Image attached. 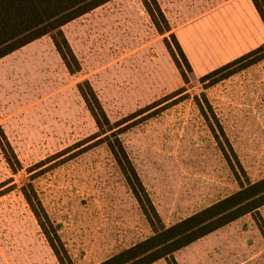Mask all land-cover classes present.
Masks as SVG:
<instances>
[{"label":"rangeland","instance_id":"rangeland-1","mask_svg":"<svg viewBox=\"0 0 264 264\" xmlns=\"http://www.w3.org/2000/svg\"><path fill=\"white\" fill-rule=\"evenodd\" d=\"M62 30L75 73L49 35L0 58V126L21 164L11 171L0 152V264H59L21 194L25 182L73 264H96L152 233L95 137L77 90L85 80L111 122L137 112L119 124L120 138L166 226L236 191L232 166L250 181L264 176V59L214 82L183 64L185 81L165 46L180 58L170 32L157 31L141 0H109ZM259 213L264 220V205ZM173 255L177 264H264V233L247 213Z\"/></svg>","mask_w":264,"mask_h":264},{"label":"trees","instance_id":"trees-1","mask_svg":"<svg viewBox=\"0 0 264 264\" xmlns=\"http://www.w3.org/2000/svg\"><path fill=\"white\" fill-rule=\"evenodd\" d=\"M107 1L109 0H0V58L43 35H49L67 71L69 73L79 71L80 62L65 37L62 26ZM141 2L157 31L168 32L169 24L157 0H141ZM252 2L264 24V0H252ZM169 37L180 58L176 56L167 38L164 39L165 46L186 81L182 65L184 64L189 71H192L191 66L174 35L170 33ZM262 59H264V42L203 74L200 80L212 78L214 82L223 79ZM77 90L97 127L95 137H99V140L106 144L152 230L151 235L96 264H151L161 258H164L168 264H177L173 255L175 251L247 213L253 215L260 231L264 233V220L259 213V208L264 205V176L250 181L240 165L239 168L243 174H239L232 166L234 176L239 183L236 191L166 226L120 138L123 128L118 127L119 124L127 121V117L136 116L137 112L111 122L87 80L78 83ZM180 92L181 89L175 90L173 95ZM155 105L157 103L153 102L140 110L144 112ZM199 108L203 111L200 104ZM219 129V133L212 130L217 140L221 136L225 137L223 130ZM0 152L11 171L17 172L21 169L20 161L1 126ZM20 191L43 230L58 263L73 264L56 230L52 227L32 183H23Z\"/></svg>","mask_w":264,"mask_h":264},{"label":"crops","instance_id":"crops-1","mask_svg":"<svg viewBox=\"0 0 264 264\" xmlns=\"http://www.w3.org/2000/svg\"><path fill=\"white\" fill-rule=\"evenodd\" d=\"M192 72L203 75L264 42L252 0H157Z\"/></svg>","mask_w":264,"mask_h":264}]
</instances>
